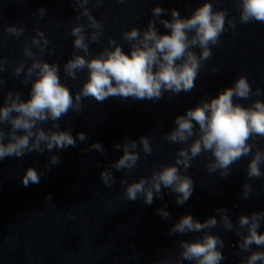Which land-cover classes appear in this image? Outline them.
<instances>
[{"label": "clouds", "instance_id": "obj_1", "mask_svg": "<svg viewBox=\"0 0 264 264\" xmlns=\"http://www.w3.org/2000/svg\"><path fill=\"white\" fill-rule=\"evenodd\" d=\"M115 2L125 4L127 0ZM70 3L79 10L75 16L77 22L69 33L74 38L75 51L63 64V72L66 78L75 80L78 73L87 69V80L73 95L61 82V65L39 58L46 52L49 56L53 55L52 42L44 32L36 29L30 40L25 39L22 54L31 63L26 67L25 62L20 61L12 71L18 79L23 76L22 84L31 83L30 98L23 100L20 92L11 90L5 94L7 81L0 75V93L4 94V102L0 106V161L8 157L22 159L32 152L42 154L45 151L64 150L76 147L77 141L86 142V133L80 132L73 137L71 130H61L59 123L70 111L82 113L84 99L92 98L100 104L110 97L155 103L165 93L179 95L192 92L200 71L205 68V62L212 58V47L220 44L222 34L230 29L235 32L237 26V18L229 19L226 8L214 9L211 0H204L187 17H182L178 9H165L157 3L151 9V19L146 28L132 27L121 33V40L130 45V55L123 51L116 39L109 37L107 46L93 56L90 44L98 43L103 37L104 22L97 20L88 5L91 3L99 8L104 0H70ZM236 4L240 24H264V0H236ZM169 11L171 19H163V14ZM46 14L47 9L43 7L34 13L38 19H43ZM157 23L170 30V34L159 33ZM88 29H91L90 33ZM3 31L19 38L26 29L22 25L7 24ZM3 45L4 41H0V48ZM196 48L200 49L199 53L195 51ZM6 64L7 59L0 55V73L7 70ZM212 71L218 72L219 69L213 66ZM261 94L259 87L253 90L248 78L241 75L217 96L202 98L185 114L177 115L175 127L166 133L165 139L187 146L178 149L174 164L163 165L154 169L150 176H141L131 183L126 178L121 179L120 183L125 185L124 199L136 201L143 197L144 203L151 205L155 198L163 200L162 189H169L176 195L177 205L185 204L194 191V181L187 173L193 161L202 153L210 154L209 162L205 164L207 172H218L222 179L229 177L232 166L247 156H251L245 169L248 180L264 176L261 169L264 150L255 143L257 137L264 138V100L254 99L248 106L235 102L236 99L248 100ZM48 122H51V127L46 131L41 125ZM5 126H9L7 132ZM190 140L191 143H188ZM121 149L123 154L119 159L100 174L101 181L108 188L116 183L111 169L124 172L125 177L130 176L140 160V151L145 156L153 153L149 137L144 135L138 141L126 137L123 144L114 145L115 151ZM91 150L106 155L104 146L99 142L85 149L86 152ZM60 162V156L51 155L46 167L50 171L53 165ZM42 175V172L29 167L21 183L24 187L39 184ZM252 191V184L245 182L240 199L249 200ZM45 199L51 201V194ZM215 212L219 214V220L211 216L201 222L191 214L181 216L169 229V236L190 232L202 235L191 241H177L181 250L178 259L165 258L154 264H183V261L221 264L226 259L222 251L225 241L210 231L218 224L234 231L239 237L237 244L233 245L237 249L234 254L240 257L238 264H264V251L253 250L254 245L257 249L264 248V233L258 231L264 222V211L241 214L235 225L229 216V209L219 207ZM156 214L164 220L170 219V213L163 208L157 209Z\"/></svg>", "mask_w": 264, "mask_h": 264}]
</instances>
